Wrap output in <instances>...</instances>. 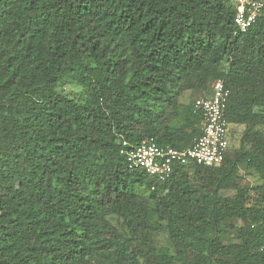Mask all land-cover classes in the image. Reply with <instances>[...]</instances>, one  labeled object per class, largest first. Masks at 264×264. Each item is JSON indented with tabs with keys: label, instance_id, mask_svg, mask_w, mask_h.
<instances>
[{
	"label": "trees",
	"instance_id": "obj_1",
	"mask_svg": "<svg viewBox=\"0 0 264 264\" xmlns=\"http://www.w3.org/2000/svg\"><path fill=\"white\" fill-rule=\"evenodd\" d=\"M236 12L0 0V264H264V10L244 34ZM219 80L222 166L129 168L123 142L190 148Z\"/></svg>",
	"mask_w": 264,
	"mask_h": 264
},
{
	"label": "built area",
	"instance_id": "obj_2",
	"mask_svg": "<svg viewBox=\"0 0 264 264\" xmlns=\"http://www.w3.org/2000/svg\"><path fill=\"white\" fill-rule=\"evenodd\" d=\"M236 5L235 26L238 33H246L258 20L264 10L263 0H234ZM212 96L198 99L194 110L202 115L200 135L192 146L177 149L169 145L161 146L154 139L144 141L139 146L127 149L123 142L121 153L126 157L130 169H143L159 181H168L177 167L192 165L217 168L223 165L230 146L229 123L226 110L230 90L221 80L212 87Z\"/></svg>",
	"mask_w": 264,
	"mask_h": 264
},
{
	"label": "rangeland",
	"instance_id": "obj_3",
	"mask_svg": "<svg viewBox=\"0 0 264 264\" xmlns=\"http://www.w3.org/2000/svg\"><path fill=\"white\" fill-rule=\"evenodd\" d=\"M64 89L67 91V92H72V93H78V92H80L81 91V88L80 87H78V86H76V85H74V84H66L65 85V87H64ZM192 98H195V96H193V94H191V93H188V95L186 96V99L184 100V103H189L191 100H192ZM198 99H201V97H197V100ZM229 141H230V139H229ZM241 175H242V182L243 183H246V182H249V183H251V184H255V183H257V180H255L252 176H249V175H244V172H241ZM229 193V192H228ZM226 193L227 195H232L231 193ZM225 194V193H224Z\"/></svg>",
	"mask_w": 264,
	"mask_h": 264
}]
</instances>
